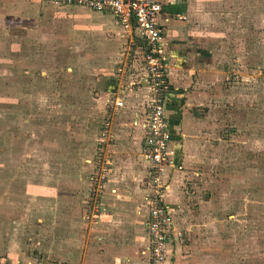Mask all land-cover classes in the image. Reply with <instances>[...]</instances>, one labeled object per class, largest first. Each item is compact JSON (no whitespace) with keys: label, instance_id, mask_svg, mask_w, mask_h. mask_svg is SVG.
Returning a JSON list of instances; mask_svg holds the SVG:
<instances>
[{"label":"rangeland","instance_id":"rangeland-1","mask_svg":"<svg viewBox=\"0 0 264 264\" xmlns=\"http://www.w3.org/2000/svg\"><path fill=\"white\" fill-rule=\"evenodd\" d=\"M195 5L210 14L212 55L223 75L205 91L208 107L201 109L206 121L194 133L193 145L183 149L182 175L194 176L185 181L191 196L187 201L189 222L208 239L210 264H264V0H195ZM58 35L57 28L43 37L23 32L0 35V150L23 158L16 141L32 143L26 167L36 173L30 181L41 184L39 174L49 170L53 185L58 187L65 182L60 179L64 175L69 194L75 191V184L80 190L79 199L74 200L84 202L80 221L96 223L104 214L101 197L106 187L130 192L140 185V150L126 145L118 156L120 160L124 153L127 162L113 161L120 144L112 133V120L110 138H100L103 123L112 114L106 100L119 96L102 98L105 79L97 75L91 52L65 50ZM12 42L19 44L16 52H11ZM126 52L137 54L129 49ZM114 67L113 74L119 76L117 70L123 64ZM17 91L23 95L18 100L11 95ZM9 160L2 168L4 182L15 190L11 195L8 189L5 201L10 203L14 197L20 214L27 212L21 223L25 238L32 239L27 248L31 253L35 250L37 264H59L48 254L42 257V244L49 238L43 223H38L42 207L22 195L24 182L10 183L11 172L17 168ZM19 165L25 163L20 160ZM103 170L106 173L98 195L93 178ZM66 212L68 224L79 222L74 208ZM25 215L31 221H25ZM58 224L56 221L54 226Z\"/></svg>","mask_w":264,"mask_h":264},{"label":"crops","instance_id":"crops-1","mask_svg":"<svg viewBox=\"0 0 264 264\" xmlns=\"http://www.w3.org/2000/svg\"><path fill=\"white\" fill-rule=\"evenodd\" d=\"M157 1L162 7L160 24L165 74L169 84L165 114L174 160V166L168 167L163 174V181L168 184L165 204L171 219L165 264H210L208 239H203L189 222L191 217L187 201L191 196L188 197L185 181L194 176L185 178L182 175L183 149L184 146L193 145L194 133L201 130L202 122L206 121L203 119L205 111L201 109L204 105L208 107L209 94L205 91L217 83L223 73L217 67L219 61L216 56L212 55L210 14L196 9L195 0ZM56 28L62 48L91 52L89 57L97 67V75L105 79V90L101 97L117 95L122 98L123 108L111 114L112 133L120 144L112 158L114 162L119 160L118 154L126 149V145L138 146L143 169L140 185L136 184L133 188L135 191L130 192H120L114 186L106 187L101 197L104 214L96 223H82L80 214L83 201H74L79 199L80 193V190H76V184L73 186L75 191L69 194L66 177L61 176L60 179L65 182H60L56 187L49 170L45 172L44 169L39 174L42 183H32L30 179H33L36 171L31 173L27 169L30 163L26 158L32 157L30 146L33 144L26 145L22 143L23 139H18L16 146L20 145L21 151H16L21 152L23 158L17 153L7 156L3 149L0 150V264H37L35 250L31 253L27 248L32 239L25 238L21 226L27 212L20 214L18 205H14V197L11 196L10 203L5 201L8 189L11 195L15 190L4 182L6 174L2 168L9 159L12 167L17 168L11 172L10 183L24 182L25 186L20 190L22 195L27 200H37L36 204L42 207L43 217L38 223H43L46 235L49 233V238L44 239L42 244L43 258L48 254V258L59 260V264L62 261L63 264H147V165L142 157V145L150 92L142 57L126 52L131 37L122 30L112 14L78 6H55L46 0H0V35L23 32L30 37H43ZM18 45L12 42L11 52H16ZM119 64H123V67L117 70L119 76H115L114 66L118 67ZM136 84L139 86L134 87ZM11 95L17 100L23 96L18 91ZM122 156L119 161L127 162L126 157ZM20 160L25 163L24 166L19 165ZM111 179L109 177L107 182L110 183ZM137 191L136 197L134 193ZM73 208V215L79 218L75 225L67 221L70 215L66 210ZM61 210H65V213ZM25 221H31L29 215H25ZM56 221L59 227L54 226ZM52 243L57 252L51 247Z\"/></svg>","mask_w":264,"mask_h":264},{"label":"built area","instance_id":"built-area-1","mask_svg":"<svg viewBox=\"0 0 264 264\" xmlns=\"http://www.w3.org/2000/svg\"><path fill=\"white\" fill-rule=\"evenodd\" d=\"M55 6H78L98 13L112 14L122 30L131 37L129 50L140 54L150 92L148 113L145 119L142 156L147 165L148 210L145 233L148 238L147 264H165L167 246L171 234V219L165 196L168 184L163 174L174 166L173 150L169 145V126L165 114V102L169 84L165 74L163 35L160 24L161 4L157 0H46ZM108 109L123 108V100L114 97L106 101ZM111 114L102 126L100 141L110 138ZM101 162V153L96 157ZM103 168V167H102ZM102 170V169H101ZM106 171L93 178L97 194L102 190Z\"/></svg>","mask_w":264,"mask_h":264}]
</instances>
